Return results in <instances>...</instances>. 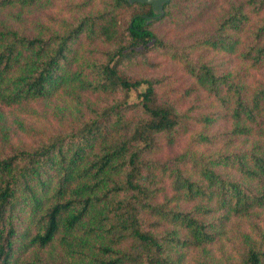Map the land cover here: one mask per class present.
<instances>
[{
    "label": "trees",
    "instance_id": "16d2710c",
    "mask_svg": "<svg viewBox=\"0 0 264 264\" xmlns=\"http://www.w3.org/2000/svg\"><path fill=\"white\" fill-rule=\"evenodd\" d=\"M42 1L0 0V12L19 19ZM61 1L68 17L51 26L0 21V108L60 94L107 100L86 104L67 132L0 151V264H182L188 252L193 264H264L256 223L234 248L221 244L264 209V0H170L161 13L137 1ZM210 10L220 11L214 24L182 48L150 29ZM155 49L179 65L191 82L183 95L202 97V109L180 110L157 79L126 74ZM200 51L245 67L220 73ZM182 137V152L155 157Z\"/></svg>",
    "mask_w": 264,
    "mask_h": 264
},
{
    "label": "rangeland",
    "instance_id": "374dc122",
    "mask_svg": "<svg viewBox=\"0 0 264 264\" xmlns=\"http://www.w3.org/2000/svg\"><path fill=\"white\" fill-rule=\"evenodd\" d=\"M79 0H69L72 6ZM107 0H95V10L100 9L102 2ZM229 0H216V4L221 8L226 6ZM64 1L46 0L36 4L29 10L21 11L19 19H10V14L18 13L19 10L12 9L0 12V21L29 30L35 24H44L51 26L54 20L68 17L64 7ZM69 7V5H68ZM219 10L207 11L204 17L195 21H191L183 27H176L174 22L170 20H161L154 23L150 29L161 40L167 43H173L182 48L192 42L194 38H198L200 34L209 29L216 21ZM193 16H196L194 12ZM199 59H206L214 68L220 72H233L240 67L244 68L234 56H226L220 53L198 52L194 53ZM148 61L138 60L128 63L124 67L126 74L133 79L136 78H152L157 79L160 84L157 86V93L162 98H168L171 95L176 102V107L185 110L189 106L201 108L203 100L200 96L193 93L189 98L183 95L186 88L191 85L188 77L182 72L179 65L174 63L168 54L155 49L147 56ZM171 93V94H170ZM134 95V93H133ZM107 100L102 96L85 95L80 100L68 98L62 94L55 96L52 100L46 102L29 103L24 106L13 108H0V151L12 148L24 149L38 141L46 140L52 134L67 132L73 125L87 118L88 111L86 104L95 106L97 103H104ZM198 112V111H197ZM224 124H217L211 127L212 131L224 128ZM186 138L182 137L177 140L173 147L163 146L155 157L160 159H168L184 150ZM252 223H256L264 228V209L257 212L248 220L236 221L229 226L226 234L223 236L221 244L224 250L229 249V245L233 248L240 242L237 238L242 233H249ZM221 244L213 246L209 249L212 255L217 256V251ZM195 252L186 253L185 261L182 264H193L192 256Z\"/></svg>",
    "mask_w": 264,
    "mask_h": 264
},
{
    "label": "water",
    "instance_id": "95a60500",
    "mask_svg": "<svg viewBox=\"0 0 264 264\" xmlns=\"http://www.w3.org/2000/svg\"><path fill=\"white\" fill-rule=\"evenodd\" d=\"M129 2H142V3H149L152 5V8L155 13H161L162 11V4L168 3L170 0H128Z\"/></svg>",
    "mask_w": 264,
    "mask_h": 264
}]
</instances>
